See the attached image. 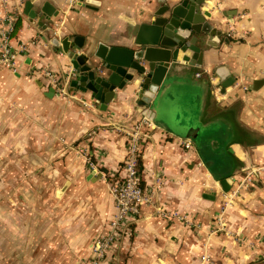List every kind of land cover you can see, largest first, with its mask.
<instances>
[{
    "label": "crops",
    "instance_id": "0c3cea01",
    "mask_svg": "<svg viewBox=\"0 0 264 264\" xmlns=\"http://www.w3.org/2000/svg\"><path fill=\"white\" fill-rule=\"evenodd\" d=\"M181 1L23 0L8 42L15 69L0 67V264H83L116 213L110 184L127 140L116 126L130 130L143 116L153 122L140 153L152 203L126 223L107 264H264V0H202L210 27L197 35L200 55L187 49L154 104L131 84L102 109L70 85L72 58L50 43L76 39L82 47L69 49L107 75L97 45L131 47L135 25ZM43 71L67 78L70 95ZM233 191L221 229L216 218Z\"/></svg>",
    "mask_w": 264,
    "mask_h": 264
},
{
    "label": "water",
    "instance_id": "95a60500",
    "mask_svg": "<svg viewBox=\"0 0 264 264\" xmlns=\"http://www.w3.org/2000/svg\"><path fill=\"white\" fill-rule=\"evenodd\" d=\"M201 3L202 0H182L175 5L159 7L152 20L135 25L131 47L99 43L93 56L100 61L107 75L97 73L101 68L95 63H85L88 59L86 55L69 49L74 45L82 47L76 39L70 42L65 37L61 40L52 37L50 43L72 58L70 85L81 91H90L91 98L101 102L102 109L115 97V90L131 84L137 85L138 96L145 94L148 97L146 100H152L154 104L156 95L165 86L171 72L179 67L178 62L188 60L185 55L187 49L192 51L193 59L200 55V48L195 44L197 35L209 33L210 27L203 17L208 13H201ZM29 10L30 1L26 2L25 11L35 17L36 13ZM193 62L190 60L189 63ZM223 85L226 87L229 84ZM227 182L229 185L232 183L231 175L221 181L225 191L228 189Z\"/></svg>",
    "mask_w": 264,
    "mask_h": 264
},
{
    "label": "built area",
    "instance_id": "2783aa9c",
    "mask_svg": "<svg viewBox=\"0 0 264 264\" xmlns=\"http://www.w3.org/2000/svg\"><path fill=\"white\" fill-rule=\"evenodd\" d=\"M79 0H67L69 8L77 5ZM23 8V0H0V67H7L11 70L15 69V54L9 50L8 42L11 37L15 23L21 16ZM44 77L48 84L61 96H69L67 87V78L62 80L58 75L51 71H43ZM215 97L220 99L219 85L211 78ZM153 124L151 119L143 116L136 120L130 130L116 126L127 135L126 140V156L119 168V176H117L110 184V192L114 199L116 213L108 223L107 233L98 236L92 243L91 255L83 262V264H107V257L111 247L118 241L119 236L123 233L126 223L136 217L139 213V207L142 203H152V191L146 190L141 186V175L138 168V159L142 149V141L145 133L143 128L150 127ZM185 145L190 147V143ZM87 162L93 167L92 161L85 155ZM251 173H245L241 176L239 186L242 188L251 180ZM239 189V187H238ZM235 191L232 194H226L221 210L216 218L219 228L224 229L223 213L225 208L233 200ZM162 216H167L161 211Z\"/></svg>",
    "mask_w": 264,
    "mask_h": 264
},
{
    "label": "trees",
    "instance_id": "16d2710c",
    "mask_svg": "<svg viewBox=\"0 0 264 264\" xmlns=\"http://www.w3.org/2000/svg\"><path fill=\"white\" fill-rule=\"evenodd\" d=\"M19 20H20V19H18V20L16 21L15 26H14V29H17V27H18V25H19V23H20ZM11 35H12V34H11ZM140 167H141V161H140V157H139V159H138V168H139V170H140Z\"/></svg>",
    "mask_w": 264,
    "mask_h": 264
}]
</instances>
